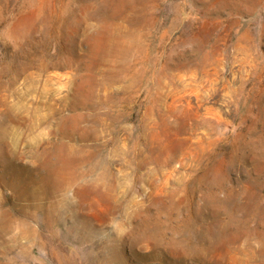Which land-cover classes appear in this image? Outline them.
Returning <instances> with one entry per match:
<instances>
[{"label":"rangeland","instance_id":"obj_1","mask_svg":"<svg viewBox=\"0 0 264 264\" xmlns=\"http://www.w3.org/2000/svg\"><path fill=\"white\" fill-rule=\"evenodd\" d=\"M0 264H264V0H0Z\"/></svg>","mask_w":264,"mask_h":264},{"label":"bare ground","instance_id":"obj_2","mask_svg":"<svg viewBox=\"0 0 264 264\" xmlns=\"http://www.w3.org/2000/svg\"><path fill=\"white\" fill-rule=\"evenodd\" d=\"M226 226V225H225Z\"/></svg>","mask_w":264,"mask_h":264}]
</instances>
